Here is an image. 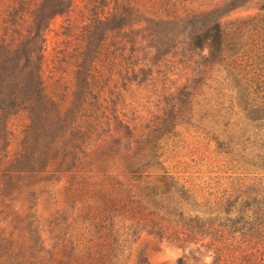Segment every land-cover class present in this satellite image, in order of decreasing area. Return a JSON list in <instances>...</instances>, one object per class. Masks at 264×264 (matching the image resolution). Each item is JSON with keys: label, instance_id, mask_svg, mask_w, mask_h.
Wrapping results in <instances>:
<instances>
[{"label": "trees", "instance_id": "obj_1", "mask_svg": "<svg viewBox=\"0 0 264 264\" xmlns=\"http://www.w3.org/2000/svg\"><path fill=\"white\" fill-rule=\"evenodd\" d=\"M75 1L0 0V264H128L118 256L141 232L180 248L177 264H264V182L244 183L264 171V13L224 20L251 0H157L150 11L87 0L75 17ZM56 16L53 67L71 78L47 83ZM137 90L162 95L161 112L128 115ZM181 125L238 163L229 190L168 164ZM60 181L73 204L93 201L76 243L57 234L47 246L37 203Z\"/></svg>", "mask_w": 264, "mask_h": 264}, {"label": "rangeland", "instance_id": "obj_2", "mask_svg": "<svg viewBox=\"0 0 264 264\" xmlns=\"http://www.w3.org/2000/svg\"><path fill=\"white\" fill-rule=\"evenodd\" d=\"M139 1L147 6L148 11L151 9L149 8L150 6L158 2L157 0ZM86 2L87 0L75 1L76 9L73 16L76 17L80 14ZM106 2L112 5L113 0H106ZM263 2L264 0H251L245 6L231 11L224 20L234 21L258 17L264 13V9H259ZM64 19V16H56L51 21L47 30V65L44 71L47 83H50L58 77L63 80H69L71 78L67 72L61 70L56 71L53 67L55 50L57 49L58 43L63 39L61 35V25ZM170 77H174V75L171 74ZM220 92H225V90L221 89ZM205 95L218 94L212 93L210 90L206 89ZM161 99L162 95H150L148 92H140V90H137L133 92V95H126V105L124 109L128 115L147 120L153 115L161 112ZM23 121V115L20 113L11 118L13 141L10 149L12 152L18 146ZM176 131L178 135L173 139H169L168 143H175L177 153L176 155L172 154L168 164L186 163L192 170L200 169L203 179L209 181L211 185L218 183L215 187L219 191L222 189L229 190L233 182L231 178L237 177L238 175V177H242L244 175V173L239 172L241 169L238 168L239 165L236 161L230 160L226 156L223 157L218 155L215 152L214 143L207 141L205 135L201 131H197L193 127L187 125L178 126ZM252 170L254 169L250 167L247 171ZM255 171L256 172L247 174L244 180L245 184L251 181L250 177H252V175H256L264 182V171ZM207 177L212 179H207ZM152 180L154 184H159L157 177L153 176ZM65 186L66 182L60 181L53 184L51 187H46L38 198L37 215L42 228V237L47 246L55 242L57 234L63 239V243H65L64 241L76 243V239H79L81 233L88 225V222L84 219V213L86 205L91 203L93 199L89 198L85 203L81 201L73 204L66 194ZM126 224H129V222ZM136 236L130 239L128 242L129 247L118 256L130 257L128 264H136L138 257L142 256L146 257L151 264H177L178 257L183 253L180 248L146 232H141L138 235L136 234Z\"/></svg>", "mask_w": 264, "mask_h": 264}]
</instances>
